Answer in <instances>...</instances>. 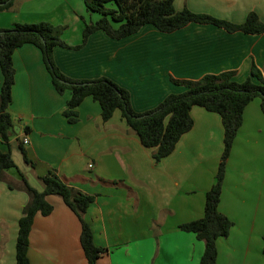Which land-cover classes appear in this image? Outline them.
<instances>
[{
	"label": "crops",
	"instance_id": "obj_1",
	"mask_svg": "<svg viewBox=\"0 0 264 264\" xmlns=\"http://www.w3.org/2000/svg\"><path fill=\"white\" fill-rule=\"evenodd\" d=\"M174 7L234 23L255 11L264 21V0H174ZM92 14L80 0H14L0 11V28L16 22L63 25V40L74 45L81 41V18L91 20ZM53 57L70 78L113 80L129 91L132 108L144 112L169 93L185 89L171 78L197 80L232 71L236 81H243L253 63L264 77V33L228 32L198 23L164 33L147 24L122 39L96 31L79 49L56 46ZM12 59L9 112L15 134L27 138L23 144L35 165L23 160L15 136L9 144L12 158L37 190H43L39 177L52 170L68 185L94 196L84 216L94 243L105 249L96 264H198L204 243L178 225L202 216L223 150L219 114L193 106L192 128L168 156L155 161L152 149L141 143L118 109L103 121L98 102L89 96L76 108L77 121L69 123L63 110L70 94L54 89L37 47L24 44ZM6 179L20 184L15 168L6 171ZM46 199L53 209L34 217L30 264H88L78 217L60 196ZM27 201L24 190L0 180V264L15 263L18 221ZM218 210L233 226L216 241V264H264V114L259 98L244 108L226 161Z\"/></svg>",
	"mask_w": 264,
	"mask_h": 264
},
{
	"label": "trees",
	"instance_id": "obj_2",
	"mask_svg": "<svg viewBox=\"0 0 264 264\" xmlns=\"http://www.w3.org/2000/svg\"><path fill=\"white\" fill-rule=\"evenodd\" d=\"M14 0H0V11H6ZM87 11L96 13L95 20L83 19L82 37L78 44H67L59 31L49 23L16 22L10 27L0 28V180H5L10 188L18 187L28 194V201L22 209L18 221L15 244V263L30 264L28 257L29 235L37 213L48 215L53 206L47 196H60L64 204L78 217L81 225L80 244L88 264H96L105 250L93 240L92 229L85 219L88 206L94 196L64 182L52 170L40 176L43 190L34 188L18 170L9 149L11 138L19 141L18 147L23 160L34 166L27 155L23 139L14 132L9 105L12 101L14 66L12 55L16 48L24 44L37 47L42 61L50 75L54 89L59 93L68 91L63 115L69 123L77 121L76 108L85 97H91L100 106L103 121H107L118 109L129 128L138 135L141 143L152 149L155 161L168 156L180 137L193 126L190 110L193 106L219 114L223 128V150L215 174L214 183L205 193L202 216L178 225V229L192 232L204 243L203 253L198 264H216L218 238L226 237L233 221L218 210L225 166L233 141L242 124L245 106L254 98L260 99V108L264 114V77L253 63L250 76L236 81L232 71L218 74H206L197 80L174 79L182 85V92H172L154 108L136 112L131 105L130 93L113 80L101 76L94 79H74L66 76L56 65L53 50L56 46L79 49L88 37L96 31L104 32L112 39H122L136 33L144 25H152L160 32L169 33L189 23L211 24L228 32L240 31L245 34L264 33V21L255 11H250L241 23L217 18L211 14L193 12L184 7L176 10L174 0H82ZM28 128L24 129V134ZM7 145L8 149L3 146ZM15 168L20 176V184L14 186L6 179V171ZM264 253V252H263Z\"/></svg>",
	"mask_w": 264,
	"mask_h": 264
},
{
	"label": "rangeland",
	"instance_id": "obj_3",
	"mask_svg": "<svg viewBox=\"0 0 264 264\" xmlns=\"http://www.w3.org/2000/svg\"><path fill=\"white\" fill-rule=\"evenodd\" d=\"M81 2H82V0H80ZM13 9H14V7H13ZM92 13V12H91ZM95 18H93V19H91V20H95V19H97L98 18V15L96 14V13H93L92 14ZM87 21H89V20H87ZM50 24V23H49ZM52 26H54L56 29H57V31H59L58 33H59V35L61 36V38L63 39V38H65V37H67V35H66V32H67V30L66 31H64L66 28H65V26H63V25H52ZM80 43V42H79ZM75 45V44H74Z\"/></svg>",
	"mask_w": 264,
	"mask_h": 264
},
{
	"label": "built area",
	"instance_id": "obj_4",
	"mask_svg": "<svg viewBox=\"0 0 264 264\" xmlns=\"http://www.w3.org/2000/svg\"><path fill=\"white\" fill-rule=\"evenodd\" d=\"M23 143H27V138L26 137L23 138ZM89 166H92V164H89Z\"/></svg>",
	"mask_w": 264,
	"mask_h": 264
}]
</instances>
